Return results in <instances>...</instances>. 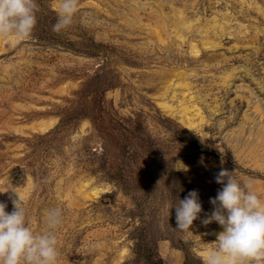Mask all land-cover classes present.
Returning <instances> with one entry per match:
<instances>
[{"label": "rangeland", "instance_id": "obj_1", "mask_svg": "<svg viewBox=\"0 0 264 264\" xmlns=\"http://www.w3.org/2000/svg\"><path fill=\"white\" fill-rule=\"evenodd\" d=\"M36 5L30 36H0L5 211L18 193L43 232L61 209L57 264H204L219 170L264 199V0H78L60 32L59 0ZM192 103L194 128L163 107ZM193 190L202 211L180 231Z\"/></svg>", "mask_w": 264, "mask_h": 264}, {"label": "clouds", "instance_id": "obj_2", "mask_svg": "<svg viewBox=\"0 0 264 264\" xmlns=\"http://www.w3.org/2000/svg\"><path fill=\"white\" fill-rule=\"evenodd\" d=\"M77 5L78 0H59L52 31L60 32L72 24ZM36 8V0H0V36L16 40L30 36L36 24ZM174 165L175 171L189 170L182 160H176ZM233 173L221 168L215 176L222 187L210 198L214 210L202 223L215 221L223 230L216 233L214 247L206 252L204 264H264V199L254 190L251 180L241 184ZM16 194L11 212L5 211L6 204L0 202V264H57L56 230L62 222L61 209L47 210L45 230L34 232L26 220L23 201ZM201 211L197 191H189L175 207L176 228L190 230Z\"/></svg>", "mask_w": 264, "mask_h": 264}, {"label": "bare ground", "instance_id": "obj_3", "mask_svg": "<svg viewBox=\"0 0 264 264\" xmlns=\"http://www.w3.org/2000/svg\"><path fill=\"white\" fill-rule=\"evenodd\" d=\"M164 41V39H163ZM198 49L195 48V51H197ZM172 75H175L176 77L180 78L179 76V73H174ZM177 83H180L179 85H184V87H186L187 89L189 88V83L187 82H180V81H177ZM174 83H172L171 85H173ZM196 95H193L192 98H194ZM163 107L167 109H169L170 111H173L175 113L178 114V116L180 117V120L185 124V126H187L188 128H194V127H197V123H195L192 119H193V116L196 115L200 118L201 121L204 120V116H203V113L201 111V108L197 105V103H192L191 106H183L181 108L180 111L178 110H175L174 106L170 105V104H163ZM175 110V111H174ZM174 113V114H175ZM191 115V116H188V115ZM43 126V125H42ZM97 193V191H95ZM223 229L221 230H218L216 231L215 233H219L220 231H222ZM207 252V251H206ZM206 252H204L206 254Z\"/></svg>", "mask_w": 264, "mask_h": 264}]
</instances>
